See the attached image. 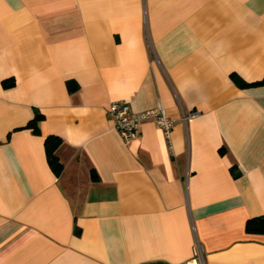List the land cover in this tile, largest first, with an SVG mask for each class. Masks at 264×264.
Listing matches in <instances>:
<instances>
[{"label": "crops", "instance_id": "1", "mask_svg": "<svg viewBox=\"0 0 264 264\" xmlns=\"http://www.w3.org/2000/svg\"><path fill=\"white\" fill-rule=\"evenodd\" d=\"M116 100L168 137L125 142ZM253 218L264 0H0V264H264Z\"/></svg>", "mask_w": 264, "mask_h": 264}, {"label": "built area", "instance_id": "2", "mask_svg": "<svg viewBox=\"0 0 264 264\" xmlns=\"http://www.w3.org/2000/svg\"><path fill=\"white\" fill-rule=\"evenodd\" d=\"M107 114L113 119L116 131L125 142L131 141L138 136L140 125L145 121H154L167 137L174 123V121L165 115L164 110L160 106L136 112L124 100L111 102L107 108ZM193 114L191 115L193 116ZM199 263L202 264L203 262L200 261ZM193 264L198 263L193 261Z\"/></svg>", "mask_w": 264, "mask_h": 264}, {"label": "trees", "instance_id": "3", "mask_svg": "<svg viewBox=\"0 0 264 264\" xmlns=\"http://www.w3.org/2000/svg\"><path fill=\"white\" fill-rule=\"evenodd\" d=\"M12 80L3 81V85L11 86ZM69 90H73L74 87L71 82L67 83ZM41 119V115L36 113L35 116L26 124V127L32 128L34 132H38L37 123ZM61 139L56 135H48L44 139V148L47 157L49 167L56 176H59L62 172L63 166L59 161V158L56 154L57 147L60 145ZM246 231L247 232H264V218H253L246 222Z\"/></svg>", "mask_w": 264, "mask_h": 264}]
</instances>
